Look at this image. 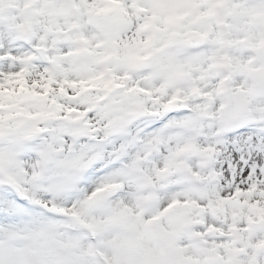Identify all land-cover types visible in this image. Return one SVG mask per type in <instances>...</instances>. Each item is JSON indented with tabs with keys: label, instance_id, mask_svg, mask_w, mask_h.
Returning <instances> with one entry per match:
<instances>
[{
	"label": "snow or ice",
	"instance_id": "6c2138e0",
	"mask_svg": "<svg viewBox=\"0 0 264 264\" xmlns=\"http://www.w3.org/2000/svg\"><path fill=\"white\" fill-rule=\"evenodd\" d=\"M0 264H264V0H0Z\"/></svg>",
	"mask_w": 264,
	"mask_h": 264
}]
</instances>
